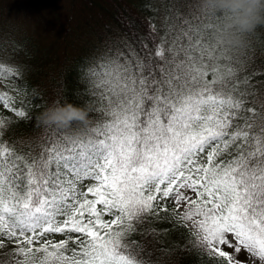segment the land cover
I'll list each match as a JSON object with an SVG mask.
<instances>
[{
    "label": "snow or ice",
    "instance_id": "1",
    "mask_svg": "<svg viewBox=\"0 0 264 264\" xmlns=\"http://www.w3.org/2000/svg\"><path fill=\"white\" fill-rule=\"evenodd\" d=\"M222 22L172 0L160 27L149 20L151 46L114 45L81 68L87 126L20 141L4 137L31 120L15 99L24 85L0 64L12 113H0V264H156L149 243L180 230L184 244L157 251L264 264V67L252 43L264 25L231 48L216 39Z\"/></svg>",
    "mask_w": 264,
    "mask_h": 264
},
{
    "label": "trees",
    "instance_id": "2",
    "mask_svg": "<svg viewBox=\"0 0 264 264\" xmlns=\"http://www.w3.org/2000/svg\"><path fill=\"white\" fill-rule=\"evenodd\" d=\"M170 3L172 0H0V64L20 72L18 80L24 90L15 99L18 104L26 101L31 115L30 121L13 124L4 138L20 141L40 136L46 127L39 126L36 117L54 103L85 107L91 118L81 68L114 45L130 43L139 50L143 40L151 46L149 20L160 27ZM252 43L257 65L264 67V28ZM29 100L39 109H32ZM0 113L12 116L3 108ZM155 227L171 226L160 223ZM183 231L159 233V242L149 243L156 264H207L206 259L199 261L196 255L182 251H157L184 244Z\"/></svg>",
    "mask_w": 264,
    "mask_h": 264
},
{
    "label": "clouds",
    "instance_id": "3",
    "mask_svg": "<svg viewBox=\"0 0 264 264\" xmlns=\"http://www.w3.org/2000/svg\"><path fill=\"white\" fill-rule=\"evenodd\" d=\"M198 3L202 11L222 14L216 39L225 47H240L243 34L264 25V0H198ZM36 120L42 127L68 129L73 125L87 126L89 114L85 107L54 103L40 112Z\"/></svg>",
    "mask_w": 264,
    "mask_h": 264
}]
</instances>
